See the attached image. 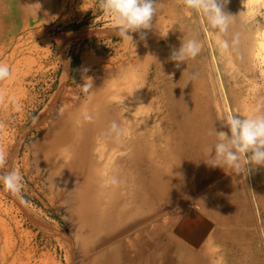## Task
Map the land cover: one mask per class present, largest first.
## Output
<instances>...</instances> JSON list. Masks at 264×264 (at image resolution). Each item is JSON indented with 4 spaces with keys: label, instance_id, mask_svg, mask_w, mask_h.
I'll list each match as a JSON object with an SVG mask.
<instances>
[{
    "label": "rangeland",
    "instance_id": "1",
    "mask_svg": "<svg viewBox=\"0 0 264 264\" xmlns=\"http://www.w3.org/2000/svg\"><path fill=\"white\" fill-rule=\"evenodd\" d=\"M225 11L234 17L218 38L181 0H160L133 42L98 0H0V63L12 72L0 81V175L22 177L19 196L0 184V264H264V167H210L211 142L194 176L152 87L177 75L171 50L197 27L220 124L264 114V3L228 0ZM157 174L171 180L154 189Z\"/></svg>",
    "mask_w": 264,
    "mask_h": 264
},
{
    "label": "clouds",
    "instance_id": "2",
    "mask_svg": "<svg viewBox=\"0 0 264 264\" xmlns=\"http://www.w3.org/2000/svg\"><path fill=\"white\" fill-rule=\"evenodd\" d=\"M98 2L103 14L111 18L116 35L123 41H133L134 33L139 34L141 40L146 39L147 31L153 28V19L160 0H98ZM181 2L186 12L192 10L201 14L208 26L216 30L218 38L228 31L230 18L234 17L225 11L228 0H181ZM220 46L226 49L228 42L220 40ZM200 50L197 41L182 39L179 48L171 50L169 59L179 68L185 61L195 58ZM11 75L8 65L0 63V81L10 78ZM81 87L87 92L89 85L85 81ZM222 122V126L226 127L228 132L215 129L214 133H210L215 135L217 142L208 157L207 165L239 171L241 161L244 160L247 161L245 171L247 165L264 167V114L257 109L255 115H228ZM111 129L117 134L121 131L115 122ZM5 163L6 154L0 150V166ZM21 181L22 177L15 169L0 175L3 189L14 196H19L22 191Z\"/></svg>",
    "mask_w": 264,
    "mask_h": 264
},
{
    "label": "bare ground",
    "instance_id": "3",
    "mask_svg": "<svg viewBox=\"0 0 264 264\" xmlns=\"http://www.w3.org/2000/svg\"><path fill=\"white\" fill-rule=\"evenodd\" d=\"M253 1L264 3V0H253ZM193 30H194V33H193V35L189 36L190 37L189 39H193L196 41L198 28L196 27ZM178 36H180V35H178ZM218 45H220V44H218ZM220 47L221 46H219V48ZM208 48H204V49L201 48L199 54L195 58H192V59L185 61L184 64H181V66L179 68L176 67L175 62H172L173 67L176 69L175 72L177 73V75H171V77H170V75H165V74L164 75H162V74L158 75L156 83L153 84V86H152V87L156 88V90H163V92L165 93L163 96V100H164L166 107L169 111L168 113L170 115L171 120L174 123H176L175 127H176L177 131L175 132L174 140L177 141V146L179 147V149H180V147L184 148V152L186 153V156H187L186 162H188V165L191 167V171H192V174L194 176L196 175V171L198 169V166L200 167L204 158L206 160L207 155L208 156L210 155V153H209L210 151L206 149L207 144H209L211 142H212V144H215L217 142V138L215 137V135L214 134L210 135V133H214L215 129L217 131H222V129H223V126L219 122V115L211 107L210 97L212 98V96L209 94V91L207 92L208 88H207V90H205V88H206L205 87L206 86V84H205V81H206L205 72L207 69L205 68V66L203 64L205 63L204 61L207 60L206 58L208 57L207 51H206ZM232 48L233 47H230L228 45V47L225 50H226V52L232 53V51H233ZM159 50H160L161 54H164V51L162 49H159ZM259 50L261 53L264 54V33L262 35V41L260 42ZM209 52H211V49L209 50ZM220 52H221V50H220ZM224 53H225V51H224ZM221 54H220L221 57H223L224 56L223 53H221ZM161 59H163V58H161ZM216 66H217L219 73L224 75L223 74V66L221 65L218 58L216 60ZM159 69L164 71V70H166V67L164 68L163 63H161L159 66ZM193 76H195V79H193ZM218 112H220V111L218 110ZM98 120L101 121L103 119H101V117H100ZM85 124L87 126L91 125L89 120H87V122ZM173 125H175V124H173ZM102 126H103V124H102ZM103 131L107 134L106 137L109 136L110 139L113 138V135L114 136L117 135V132H114L115 133L114 134L112 132V130L107 131L106 129H103ZM71 134H72L71 131H67L66 135L69 136ZM144 137L145 136H143V138ZM67 138L69 139L70 137H67ZM212 146L214 147V145H212ZM157 159L159 160V158H157ZM146 160H148V159H146ZM153 160H154V158H153ZM105 166H104V168H105ZM159 166H160V164H159ZM182 172L184 173V171H182ZM198 173H199V171H198ZM156 176H157V178L155 179V184H154L155 188L154 189H157L161 185V182H162L161 178L162 179L165 178L168 181L171 180L170 175L168 177L164 176V178H163V175L160 176V174H157ZM103 180L105 181L104 178H103ZM99 211H101V210H99ZM82 212L83 211L81 209L80 213H82ZM83 215H85V214L83 213ZM107 217H108L107 215H104L103 218L106 219ZM225 238L226 237H224L223 239H225ZM225 242L228 243V241H225Z\"/></svg>",
    "mask_w": 264,
    "mask_h": 264
}]
</instances>
